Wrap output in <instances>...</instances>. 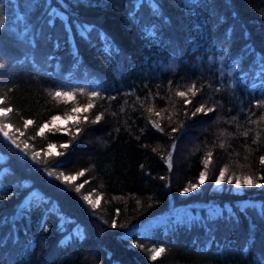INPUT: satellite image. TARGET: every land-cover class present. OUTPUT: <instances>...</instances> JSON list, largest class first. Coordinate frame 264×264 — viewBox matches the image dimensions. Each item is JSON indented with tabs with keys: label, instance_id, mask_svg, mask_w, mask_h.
Returning <instances> with one entry per match:
<instances>
[{
	"label": "trees",
	"instance_id": "obj_1",
	"mask_svg": "<svg viewBox=\"0 0 264 264\" xmlns=\"http://www.w3.org/2000/svg\"><path fill=\"white\" fill-rule=\"evenodd\" d=\"M0 15V106L13 108L5 122L21 148L27 141L42 160L60 162L57 173L78 176L65 186L0 137V264H264V181L213 186L225 165L226 176L264 177V105L255 106L264 99V0H0ZM193 84L185 107L176 92ZM73 89L68 103L51 95ZM91 90L103 97L86 114H100L98 123L81 114L79 135L63 119L69 135H35L53 115L87 104ZM201 104L214 111L193 117ZM48 143L57 145L51 158ZM62 143L71 146L57 157ZM209 151L207 182L182 195ZM84 194L101 197L95 210ZM78 229L86 239L62 243Z\"/></svg>",
	"mask_w": 264,
	"mask_h": 264
},
{
	"label": "snow or ice",
	"instance_id": "obj_2",
	"mask_svg": "<svg viewBox=\"0 0 264 264\" xmlns=\"http://www.w3.org/2000/svg\"><path fill=\"white\" fill-rule=\"evenodd\" d=\"M186 2L191 3L192 0H186ZM137 3H140V0H137ZM59 13L53 11L51 13V17H56L58 16ZM61 19H63V17H61ZM53 22L52 18H50L48 20V23L51 25ZM4 25V18L2 15H0V27H2ZM69 28L71 27V24H69L68 26ZM66 31L68 30L67 28L65 29ZM90 30V26L88 25H81V29L80 31L82 33H88ZM74 39V37H73ZM67 43V41H65ZM56 47H59V44L56 45ZM73 56V60L74 62L79 61V52L76 51L74 53H72ZM3 56L0 55V63L3 62ZM221 59H223V57H221ZM260 73L264 74V57L261 58V68H260ZM255 87V85H254ZM76 90H57L55 92H53L51 95L54 98H63L65 103L71 102L74 99V92ZM80 92H85V89L81 88L79 89ZM188 93H191V95L194 97L197 94V91L195 89V84H193L192 86L188 87L187 92L185 91H177L176 92V96L177 97H181V98H185L184 99V105L185 107H187V105H189L192 101L191 99L186 98ZM87 96L89 97V101L87 104H84L82 106H74L71 108L70 112L66 113L63 117L60 115H53L51 117V121L50 122H45L43 124H41L39 126V130L38 132H36V136H40V137H44L46 131L48 133H61L64 135H69L71 133V129L68 127L67 124L61 125L58 122L61 121L62 119L64 121H72L74 123V125H76L75 127V135H79V133L82 131V129L78 126L81 122V114H85L83 115V121L84 122H90V123H98L101 120V115L98 114L95 116L94 120H89V116L86 115L91 109H93L94 107V103H93V98H103L101 96V92L97 91V90H91V91H87ZM109 99H115V97H109ZM4 98L0 97V105L4 104ZM264 105V99H260V100H256L255 101V106L256 107H260ZM147 111L151 114L153 113V108L149 107L147 109ZM214 108L211 107H205V105L201 104L199 107H197L195 109V111L192 113V116H196L197 114L203 113L204 115H207L210 112H213ZM13 112V108L12 107H3L0 106V137H2L5 141L10 142L16 149H18L21 153V155H23L24 157H26L27 159H30L32 161L33 164L35 165H40L43 164L44 165V171L46 172V175L49 177H52L53 179L59 180L62 184H64L65 186H70L72 182H74L78 176H71V175H66L63 172H59L57 173L55 171V169L60 165V162L58 160H54V159H46V160H42L41 159V151H34V150H30L29 148V144L27 141L23 142V148H21V143L18 142V138L13 134V125L10 122H5L6 119L9 117V114ZM185 114L187 115V112H185ZM155 115L157 117H159L161 115L160 112H155ZM172 116L171 114L169 115V121L171 122ZM261 120H264V115L261 116ZM149 123L152 124V127L155 128L157 131L163 132L164 129L161 127V124L157 121H152L149 120ZM253 123H258L256 121H253ZM24 124V128L27 129V127L29 125L33 124V120L31 119H26L23 122ZM16 133H19L20 136H24V132H21L19 128H15L14 130ZM178 131V128L173 127L171 129V133H176ZM171 133L169 134L171 136ZM221 135H224V133H221ZM242 135H244L245 137L248 135V131H245L242 133ZM259 137V134L257 136V138ZM255 142V141H254ZM175 145H176V140L173 139V143H172V151H169L167 153V157H166V164L168 167V170L171 171L172 169V157L174 154V149H175ZM70 143H62L60 144L58 147L59 149H64V152H60V151H55V156L59 157V156H63L67 154V149L70 147ZM221 147H224V144L221 143ZM57 149V145L54 143H48L47 145V151L44 153V156L51 158L53 156V150ZM155 151V149H154ZM212 156L213 153L211 151H209L207 153V158L204 159L203 161V168L199 173L198 179L196 183H189L188 186L184 187L182 189L181 194L182 195H186L192 191H196L198 190L202 185H204L207 182V179L209 177V168H210V164L212 162ZM259 163L260 165L264 166V155H261L259 157ZM226 172H227V166L225 165L224 167L220 168L219 170V174L215 177V181H214V187H222L224 183L233 185L234 189L236 190H240L242 188H250V187H261L262 186V181H264V177H257V178H253L251 175H243L242 177L239 175H232V176H226ZM83 172H80L79 175H83ZM161 179H164V177H161ZM168 185H166L167 187ZM83 187V185H77L75 187V191L77 193H80L81 188ZM82 199L83 201L87 202L88 205L91 206V208L93 210H95L101 200V197H97L96 200H92L90 198V194H84L82 195ZM31 207V201H29L28 203H26L24 205V209L21 210V214L24 213V210H26L27 208ZM243 211V209H242ZM221 213H215L210 219H214L217 216H220ZM229 215L231 216L232 213L230 212ZM260 215L264 216V208L261 209L260 211ZM46 223V222H45ZM111 227L112 228H117L118 224L116 222L115 219H113L112 223H111ZM122 227V226H121ZM86 239V235L83 231L81 230H77L76 234L70 237H65L64 240L62 241V243L67 244L68 241H82ZM70 246V245H69ZM166 251L165 247L160 246V247H155L153 249H151V256L150 259L152 261H156L159 257H161V255Z\"/></svg>",
	"mask_w": 264,
	"mask_h": 264
}]
</instances>
